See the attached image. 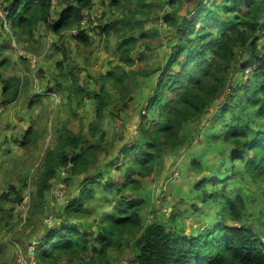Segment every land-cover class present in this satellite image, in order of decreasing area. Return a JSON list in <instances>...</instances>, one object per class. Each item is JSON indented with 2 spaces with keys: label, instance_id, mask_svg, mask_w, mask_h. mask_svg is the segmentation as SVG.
Instances as JSON below:
<instances>
[{
  "label": "trees",
  "instance_id": "16d2710c",
  "mask_svg": "<svg viewBox=\"0 0 264 264\" xmlns=\"http://www.w3.org/2000/svg\"><path fill=\"white\" fill-rule=\"evenodd\" d=\"M53 1L56 2L54 6ZM134 1L136 8L129 10L123 20L115 19L100 25V30L108 35L120 23L129 27L136 23V14H148L154 5L149 0ZM166 1L174 7L164 16L169 55L158 70L140 73L145 77L158 74L144 113L139 117L136 140L123 149L124 155L132 154L123 180L111 184L104 182L102 175L84 178L77 192L76 188L73 190L68 204L57 214H63L66 220L84 212L95 197L96 190L91 186L110 191L116 206L111 214L104 216L96 231L81 230L66 222L50 227L36 247L38 264H60L62 260L73 258L82 264L106 263L109 250L119 246L121 234L126 230L142 229L133 243V264H264L261 238L264 229L258 232L241 222L249 193L231 186L227 189L237 175L250 184H264V54L260 48L264 45V0H213L211 6L206 0ZM184 4L187 13L176 21L173 14L176 15ZM92 5L93 0H0L5 11L6 29L3 31L19 43L29 40L39 24L60 35L73 27L79 28L81 11ZM52 11L54 17H51ZM140 37L152 38L154 34L141 30L138 37H124L117 48L120 63L134 64L130 51ZM72 38L78 45L91 44L90 36L83 30ZM253 65V86L241 79L235 81ZM57 66L63 69V61L57 62ZM68 73L72 74V68ZM138 73L118 67L107 71L103 80L112 82L116 88L125 87L128 79H134ZM72 78L75 98L82 101L86 92L76 85L75 77ZM0 91L6 97L3 102L6 104L18 98L20 87L17 82L0 76ZM99 91L89 92L98 102V115L106 105L104 85ZM223 94L226 101L219 104L220 116L214 119L224 120V116H229L221 130H217L218 134H214L222 144L216 159L218 168L209 169L210 165L202 167L194 163L198 173L205 170L195 186L199 191L197 198L203 206L213 205L215 222L194 235L168 229L161 222H152L142 228L140 212L145 201L139 197L127 198L125 194L138 187L140 178L151 174L153 166L161 162L164 154L176 153L183 144L191 142L181 135L185 124L202 118ZM58 132L56 144L46 150L32 183L33 204L40 209L45 202V193L58 173L65 169L70 175L80 174L89 163H96L94 154L100 148L98 144L81 147L80 138L67 128ZM36 135V130L29 129L21 145H33ZM27 185L25 182L19 190L11 186L2 197L19 203Z\"/></svg>",
  "mask_w": 264,
  "mask_h": 264
},
{
  "label": "rangeland",
  "instance_id": "374dc122",
  "mask_svg": "<svg viewBox=\"0 0 264 264\" xmlns=\"http://www.w3.org/2000/svg\"><path fill=\"white\" fill-rule=\"evenodd\" d=\"M149 1L154 5L148 14H136V23L129 27L120 23L108 35L100 30V25L115 19L123 20L129 10L136 8L134 0H93L90 8L81 11L82 20L86 21L82 24L80 20L79 28L76 26L55 35L39 24L31 38L21 43L14 37L8 38L3 31L6 29L3 21L5 12L0 6V76L17 82L20 87L18 98L6 104L3 103L6 97L0 91V264L37 263L38 241L50 227L66 222L77 225L81 230L96 231L104 216L114 210L116 203L110 191L91 186L96 190L95 197L84 212L66 220L63 214L58 215L68 204L73 190L76 188L77 192L80 188L84 178L102 175L104 182L116 184L123 180L124 172L130 166L132 154L124 155L123 149L136 140L139 117L144 113L158 74L145 77L140 73L158 70L170 50L164 16L171 13L174 7L166 0ZM206 1L207 5H212L213 0ZM186 11L187 5L184 4L176 15L173 14V18L179 21ZM52 12L51 17H54ZM77 29L90 36L91 44H76L72 31ZM141 30L154 34V37L137 40L130 51L135 60L132 66L120 63L118 43L127 36L138 37ZM260 48L261 54H264V45ZM59 61H63V69L57 66ZM118 67L139 73L134 79H128L127 86L116 88L112 82H104L103 76ZM69 68H72L71 75ZM253 70L254 65L246 68L235 81L240 82L241 79L243 83L247 81L252 85L255 82ZM72 76L76 85L86 92L82 101L75 98ZM250 79H253L252 82H249ZM103 85L106 105L98 115V102L89 92L100 93ZM225 94L210 106L202 118L185 124L181 135L191 142L183 144L176 153L164 154L161 162L153 166L151 174L140 178L138 187L125 194L127 198L144 199L145 206L140 212L142 228L152 222H161L168 229L194 235L215 222L213 205L203 206L197 198L199 191L195 186L205 170L198 173L194 163L202 167L210 165L209 169L218 168L216 159L222 144L214 134H218L217 130H221L229 115L224 116V120L214 118L220 116L219 104L226 101ZM63 128L80 138L81 147L100 145L94 154L96 163H89L78 175L61 170L52 180L40 209L33 204L32 183L42 166L46 150L56 144L58 130ZM29 129L36 130L37 135L33 145L28 147L21 145V141ZM218 172L215 171L216 174ZM25 182L28 185L23 189L24 197L19 203L2 197L11 186L19 190ZM230 186L249 193L241 222L261 232L264 229V184H250L237 175L228 185V190ZM207 190L210 192L211 187L208 186ZM142 230H126L121 234L119 246L110 249L106 263L101 264H133V243ZM261 238L263 240L264 236ZM60 264L82 263L73 258L62 260Z\"/></svg>",
  "mask_w": 264,
  "mask_h": 264
},
{
  "label": "built area",
  "instance_id": "2783aa9c",
  "mask_svg": "<svg viewBox=\"0 0 264 264\" xmlns=\"http://www.w3.org/2000/svg\"><path fill=\"white\" fill-rule=\"evenodd\" d=\"M3 10H4V9H3ZM4 12H5V11H4ZM84 21H86V20H85V19L82 20V18H81V23H82V24L84 23ZM78 32H79V30L77 29V30H75V32L72 31V34H73V35H76ZM263 242H264V239H263ZM24 264H37V263H36V262H32V263L26 262V263H24Z\"/></svg>",
  "mask_w": 264,
  "mask_h": 264
}]
</instances>
